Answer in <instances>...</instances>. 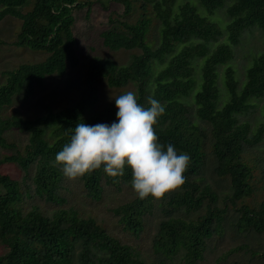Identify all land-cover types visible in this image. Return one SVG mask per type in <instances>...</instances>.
<instances>
[{"label":"trees","instance_id":"trees-1","mask_svg":"<svg viewBox=\"0 0 264 264\" xmlns=\"http://www.w3.org/2000/svg\"><path fill=\"white\" fill-rule=\"evenodd\" d=\"M116 1L122 3L123 11L109 15L108 27L101 35L112 50L137 51L127 63L93 56L85 72L86 87L76 102L58 110L48 107L46 113L33 119L19 114L0 116V146L12 150L0 158V166L17 164L26 171V177L33 167L31 183L0 172V242L6 248L0 254V264H145L130 244L72 206L59 207L47 215L36 205L29 209L21 205L23 194L38 195L58 205L67 201L59 192L64 174L55 154L70 140L76 123H111L116 119L113 105L87 113L97 102L103 80L110 87L134 83L138 103L145 107L150 97L165 105V112L153 125L158 140L164 145L173 143L178 152L186 151L191 157L183 173L184 182L159 198L165 217L152 238L157 256L200 264L208 239L221 230L229 210L236 213L233 216L238 231L264 234V196L257 202L247 200L264 190V149L259 148L264 142V120L252 129L249 122L239 119L251 107V98L264 96V53L254 57L246 68L240 90L230 65L234 46L245 29L256 27L264 35V0H231L224 9L225 32L190 2L174 8L175 0ZM199 1L209 13L225 3ZM90 4L91 0H0V20L7 16L20 20L13 43L46 54L43 59L5 71L0 110L14 97H30L47 76L63 75L68 66L78 64L73 10ZM224 33L225 40L213 45ZM197 61L199 79L194 74ZM220 64L226 65L223 84L228 92L225 88L226 99L218 107L216 79ZM190 95L194 114L186 104ZM11 128L27 133L22 148L7 141L5 132ZM208 155L212 157L211 167ZM208 166L229 185L230 192L221 198L222 207L216 204L218 192L200 176ZM80 178L87 197L99 200L104 184H131L132 176L129 167L115 177L101 167ZM154 200L151 196L139 199L135 193L111 210L123 230L139 236ZM201 208L204 210L199 212ZM245 247L246 251L252 249L243 244L231 250Z\"/></svg>","mask_w":264,"mask_h":264},{"label":"rangeland","instance_id":"rangeland-1","mask_svg":"<svg viewBox=\"0 0 264 264\" xmlns=\"http://www.w3.org/2000/svg\"><path fill=\"white\" fill-rule=\"evenodd\" d=\"M190 2L195 5L196 10L203 16H206L210 21L218 24L225 32L227 20L225 19L224 9L231 2L225 0V3L213 10L212 13L203 6L199 0H175L174 8L179 4ZM123 11V5L116 0H91L90 6H84L79 9H74L73 13L75 21L73 24V33L76 38L75 49L78 56V64L75 67L68 66L67 71L63 75L47 76L43 85L37 87L35 92L28 98L21 96L14 97L11 104L4 106L0 110L1 117H9L13 114H19L24 118L33 119L37 116L46 113L47 108L53 110L64 108L76 102L83 93L85 84V72L89 63V59L93 56L110 58L118 64L127 63L132 54L137 51L119 49L112 50L108 48L104 42L101 32L108 27V18L112 13L116 15ZM20 20L14 17L7 16L0 20V85L5 82V71L17 67L20 63L31 62L43 59L45 53L33 51L25 47L16 46L13 42L16 39L19 31ZM225 40V33L218 37L216 42ZM264 53V35L256 27L245 29L241 35L240 42L234 46V57L230 61L231 67L234 69V77L237 80V90H240L245 80V70L249 67L254 57ZM217 106L226 99V91L223 84V72L226 65L217 66ZM195 76L199 79L201 72L199 61L195 62ZM191 92L192 95L198 89V83ZM135 91L136 85L132 82L121 87H110L103 80L99 83L98 99L94 105L89 106L87 113L101 109L106 105L115 106L114 97L122 94L125 91ZM228 92V91H227ZM220 94V96H219ZM186 98L191 113L194 114L195 103L193 96ZM219 96V101H218ZM251 107L239 115L241 121L249 122L252 129H255L263 122L264 96L260 98H251ZM203 125L207 124L201 122ZM7 141H13L22 148L27 142V133L18 128H11L5 132ZM259 148L264 149V142H261ZM257 150V148H254ZM12 150L0 146V158ZM264 156V153L261 152ZM209 166L211 167L212 157L207 156ZM264 164V161L262 160ZM208 166L201 173L204 178V183L209 184L220 195L219 201L216 204L220 207L224 206L222 196L230 192L227 181L217 178L211 173V168ZM0 172L8 173L13 178L26 183H31L33 175V167L26 177V171L17 164L3 163L0 166ZM61 195L67 198V201L61 205L46 201L38 195L28 196L23 194L21 205L24 209H29L32 205L38 206L45 214L51 215L52 212L59 207H74L85 216H92L102 224L106 230L112 235L118 237L122 242L130 244L138 255L144 260L145 264H183L176 259L168 260L157 256L152 250V238L157 230L160 219L165 217L161 210L160 199L155 198L153 207L145 216L144 230L135 236L123 230L117 223V216L112 212V208L118 204L132 198L135 195L129 182H122L120 186L104 184V192L102 198L93 200L87 197L80 176L75 179H69L65 175L59 189ZM264 196V190L261 189L256 195L248 197L247 200L260 201ZM201 208L199 212H202ZM233 211L229 210L225 221L221 223L222 228L219 232L214 233L207 241V246L204 252V257L200 264H264V234L250 235L247 232L238 231L234 225L236 217ZM247 245L252 248L246 251L248 247L231 250L239 245ZM6 250L5 246L0 242V254ZM253 250L257 254H253Z\"/></svg>","mask_w":264,"mask_h":264},{"label":"clouds","instance_id":"clouds-1","mask_svg":"<svg viewBox=\"0 0 264 264\" xmlns=\"http://www.w3.org/2000/svg\"><path fill=\"white\" fill-rule=\"evenodd\" d=\"M114 102L116 119L111 123H76L70 140L55 154L63 174L75 179L102 167L115 177L129 167L131 187L139 199L160 198L181 185L190 154L178 152L171 142H159L153 127L165 105L150 97L145 107L132 90L115 96Z\"/></svg>","mask_w":264,"mask_h":264}]
</instances>
